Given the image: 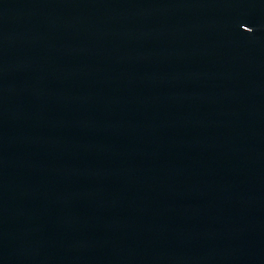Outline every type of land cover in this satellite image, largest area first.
Here are the masks:
<instances>
[{
  "label": "water",
  "instance_id": "water-1",
  "mask_svg": "<svg viewBox=\"0 0 264 264\" xmlns=\"http://www.w3.org/2000/svg\"><path fill=\"white\" fill-rule=\"evenodd\" d=\"M0 264H264V0H0Z\"/></svg>",
  "mask_w": 264,
  "mask_h": 264
}]
</instances>
